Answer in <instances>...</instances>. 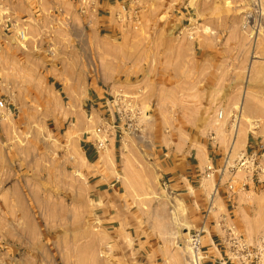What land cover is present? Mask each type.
Wrapping results in <instances>:
<instances>
[{
  "label": "rangeland",
  "instance_id": "rangeland-1",
  "mask_svg": "<svg viewBox=\"0 0 264 264\" xmlns=\"http://www.w3.org/2000/svg\"><path fill=\"white\" fill-rule=\"evenodd\" d=\"M123 1L140 8L138 28L115 19L119 6L103 21L79 0H0V18L11 10L19 23L11 32L0 24V96L9 105L0 118V264H190L196 211L162 189L156 148L200 147L212 141L203 126L222 127L227 116L233 128L264 132V0ZM183 26H195L196 38L179 34ZM92 80L107 103L88 100ZM214 103L224 117L209 121ZM120 107L139 131L124 128ZM101 125L116 147L101 150L100 162L124 183L109 211L91 190L95 166L82 145ZM239 170L226 172L236 190L228 201L212 198L219 172L204 174L200 190L212 224L226 216L214 238L223 236L229 261L264 264V175L240 189L247 171Z\"/></svg>",
  "mask_w": 264,
  "mask_h": 264
},
{
  "label": "crops",
  "instance_id": "crops-1",
  "mask_svg": "<svg viewBox=\"0 0 264 264\" xmlns=\"http://www.w3.org/2000/svg\"><path fill=\"white\" fill-rule=\"evenodd\" d=\"M69 1L72 2V0ZM119 5L120 0H99L97 8L99 12H103L101 13L100 19L107 21L112 18V10ZM0 37L2 38L3 36ZM55 83L56 82H54V87H56ZM89 85L90 95L88 100H91L90 102L92 104L103 105L109 101L108 91L103 89L99 82L94 83L92 80L89 82ZM124 100V98H121V102ZM245 103L246 102L244 101V104ZM214 106L215 103L210 106L212 113L210 114V118H207L209 121H215L217 117H219V119L224 117V111L222 110L223 115L220 117L219 111L221 109H218V107L217 109H213ZM121 108L123 109V107H120L118 110H122ZM200 110L201 109L199 108L196 113L197 115L194 117L195 120L200 121L203 118ZM225 116L227 115L225 114ZM229 118L230 116L225 117L224 125L222 127H216L217 129H215V125H212L211 127H208V125L203 126L204 130H208L207 134H210L212 139L209 140H212L211 142H205L201 139L197 142L200 147H193L192 145H188L187 142L185 144L180 143L174 145L170 149H167V151L163 148H156V152H154L156 154L153 157V164L157 170L159 181L162 179L169 181V187L172 193L168 191L167 193L170 195H179L189 201L191 200V204L196 211V221L194 222V225H196V228H199L203 224L205 225L206 232L203 236V246L205 252L204 264H232V261H229L228 257H226V253H223L220 248V240H222L223 236L217 239L214 238V236H218L216 230L223 229L219 223V218L217 217L216 223L212 224V220L210 219L211 214L209 213L206 215L209 201L205 197L203 190L201 191L200 188L202 186L203 179H205L204 174L207 167L212 165L214 167V173L219 172L221 167L225 164L228 150L227 142L231 139L232 143H230L231 147L229 150V159L234 158L235 160H239L242 156L252 157L255 159L256 167L261 169L258 170L257 174L259 176L264 175V132L257 129V127H250L247 122H244V124L239 122L238 126L233 128V123ZM124 123L125 121H123V126ZM114 126L117 127L115 131L118 132L120 126ZM111 134L112 131L108 128L109 140L107 141L106 146L108 145L110 151L116 147V142L111 143ZM97 138L98 136L95 133H87L86 138L82 142L83 153L88 162L95 166L94 170L90 173V176H92L90 184L92 185L91 190H93V194L98 197L97 202L102 203L105 211H109L114 205L113 198L120 193L124 183L119 177L115 175L112 177L109 173V168L100 162L101 150L97 152L95 148ZM234 138L236 139L234 140ZM160 140H166V137L162 136L160 137ZM234 143L236 145H233ZM238 171L240 170L236 171L237 174L235 176H238ZM226 174L227 173L222 176L221 183H218V190L215 195H219L221 199L228 201L225 199V194L228 190L226 186H221V184L222 182L229 181L233 174H235V171L230 174V178L229 176L227 177ZM253 176L254 175H251L250 171H247L246 175L239 181L240 189L245 188L248 184H255ZM261 178V180H263L264 177ZM244 183H246L245 187H243ZM220 192L224 194V196H222ZM227 207L229 206L227 205ZM108 213L111 212H107V214ZM209 231L213 232L212 235L210 234V237H208Z\"/></svg>",
  "mask_w": 264,
  "mask_h": 264
},
{
  "label": "built area",
  "instance_id": "built-area-1",
  "mask_svg": "<svg viewBox=\"0 0 264 264\" xmlns=\"http://www.w3.org/2000/svg\"><path fill=\"white\" fill-rule=\"evenodd\" d=\"M81 4V12L85 13L87 11H94V9L98 10V3L99 0H79ZM120 10L115 13V19L121 23L124 27L125 26H131L134 29L138 28L142 22L141 19V13H140V8H131L130 4L126 3L125 1L120 2ZM8 10L9 7H6ZM0 20L2 22L0 24L4 25V30L7 32H11L12 30L15 29V26L19 25L18 20L15 17V14L12 13L10 10L9 12H5ZM185 29V31H184ZM2 29H0V34H1ZM185 32V33H184ZM25 30L23 26H19V31L17 35L21 38H25ZM179 34H186V36L190 39H195L196 38V30L195 26H183L179 30ZM8 102L5 98L0 96V118L3 115V112L5 109L8 108ZM223 111H219V116L222 117ZM118 118L121 122L125 121L124 125L126 126V129H128L129 132L132 131H139V126L137 125L136 121V115L131 111L127 110H120L118 112ZM98 138L96 139L95 143V148L98 151L102 150L105 148L106 143L108 141V128L106 127H98L96 129L95 133ZM230 159L229 157L226 159L225 164L221 169L219 170L220 175H224L226 172H230L232 174L233 171L239 170V169H245L246 171H250L253 175L255 173H258V170H261L260 168L256 167L255 159L249 156H242L241 159L237 160L236 164L229 165ZM205 175L210 178L212 175H214V167L212 165H209L206 169ZM246 186V183L243 184V187ZM161 187L164 189L166 192L172 193L170 187H169V181L162 179L161 180ZM218 190V186L215 187L214 192ZM227 190L230 191L231 193L235 192V182L233 179H230L227 182ZM231 195V194H230ZM211 212V209L209 208L206 212V215H208ZM222 220H226V216L224 215L223 218H219V223H222ZM226 230L231 231V234H233L232 228H227ZM206 232L205 230V225L203 224L199 228L194 229L193 231H190L189 233V238L188 242L190 245V250H191V256H190V264H204V259H205V252H204V246H203V236L204 233Z\"/></svg>",
  "mask_w": 264,
  "mask_h": 264
},
{
  "label": "bare ground",
  "instance_id": "bare-ground-1",
  "mask_svg": "<svg viewBox=\"0 0 264 264\" xmlns=\"http://www.w3.org/2000/svg\"><path fill=\"white\" fill-rule=\"evenodd\" d=\"M237 124V123H236ZM237 126H238V124H237ZM236 128V127H235ZM239 134V133H238ZM235 135V134H234ZM236 138H234V140H235ZM235 142V141H234ZM233 145H236L235 143L233 144ZM232 145V146H233ZM233 149V148H232ZM232 156V155H231ZM231 160V159H230ZM215 196V192H213V195H212V198Z\"/></svg>",
  "mask_w": 264,
  "mask_h": 264
}]
</instances>
